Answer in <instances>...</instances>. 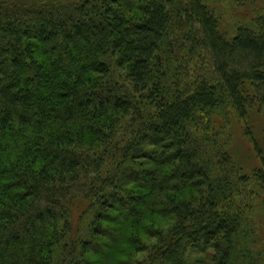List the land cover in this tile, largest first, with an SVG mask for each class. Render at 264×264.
I'll return each mask as SVG.
<instances>
[{
	"label": "trees",
	"instance_id": "trees-1",
	"mask_svg": "<svg viewBox=\"0 0 264 264\" xmlns=\"http://www.w3.org/2000/svg\"><path fill=\"white\" fill-rule=\"evenodd\" d=\"M251 114L264 0H0V264H264Z\"/></svg>",
	"mask_w": 264,
	"mask_h": 264
},
{
	"label": "rangeland",
	"instance_id": "rangeland-1",
	"mask_svg": "<svg viewBox=\"0 0 264 264\" xmlns=\"http://www.w3.org/2000/svg\"><path fill=\"white\" fill-rule=\"evenodd\" d=\"M65 1V0H63ZM244 1V0H243ZM225 3V2H224ZM247 4H251L250 2L247 1ZM260 5V4H259ZM253 7L254 10L258 9V6ZM250 6V5H249ZM231 9H235V11L240 12L242 10H240L241 8H238V6H235L233 4L230 5ZM252 8L250 7V10ZM248 126L250 127L253 136L255 137V139L257 140V144L258 146L261 148L262 150V154L264 155V115H260V114H251L250 118L248 119ZM234 148H235V153L237 154L236 157L239 160L240 163L244 164V169L249 171L253 168H255L258 165V162L254 159V154L252 153V146L250 143H248L246 141V139H243L242 137V127L240 126V124H238V126L234 127ZM246 165V167H245ZM155 228H159L160 230H166L167 227L169 226L170 223V218H160L158 216L155 217ZM262 235H263V239H264V224H262ZM139 241H140V245L141 246H147V247H151L152 244L155 242V240L150 237L149 235H146L145 233H141L139 235ZM129 251L133 252L131 254V259L132 260H141L144 257V254L142 253H134V251H132V249L130 248ZM136 251V250H135ZM96 260H99V258H97Z\"/></svg>",
	"mask_w": 264,
	"mask_h": 264
}]
</instances>
